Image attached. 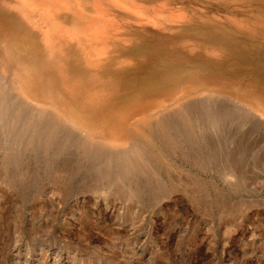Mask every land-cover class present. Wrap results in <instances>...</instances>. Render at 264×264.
Instances as JSON below:
<instances>
[{
  "label": "rangeland",
  "instance_id": "obj_1",
  "mask_svg": "<svg viewBox=\"0 0 264 264\" xmlns=\"http://www.w3.org/2000/svg\"><path fill=\"white\" fill-rule=\"evenodd\" d=\"M203 2L222 58L179 52L174 79L145 106L112 103L94 140L0 81V264H264V116L190 86L219 73L264 88V0ZM26 32L0 16L12 67L30 56ZM134 121L149 123L143 149L126 142Z\"/></svg>",
  "mask_w": 264,
  "mask_h": 264
},
{
  "label": "bare ground",
  "instance_id": "obj_2",
  "mask_svg": "<svg viewBox=\"0 0 264 264\" xmlns=\"http://www.w3.org/2000/svg\"><path fill=\"white\" fill-rule=\"evenodd\" d=\"M203 1L0 0V16L26 29L30 55L22 69L1 58L0 81L23 106L34 103L65 127L94 140L99 138L100 119L111 112L112 103L125 105L133 97L134 104L141 107L143 101L145 106L156 96L160 83L174 79L169 71L181 64L179 52L222 58L204 40L216 22L203 9ZM229 19L239 28L238 24L257 23L235 13ZM190 82L192 87L231 93L246 104L248 112L264 116V88L259 84L219 73L203 74ZM187 106L192 108L191 103ZM146 123L133 124L132 129L141 125L140 130L126 142L144 145ZM163 127L156 132L163 135Z\"/></svg>",
  "mask_w": 264,
  "mask_h": 264
}]
</instances>
